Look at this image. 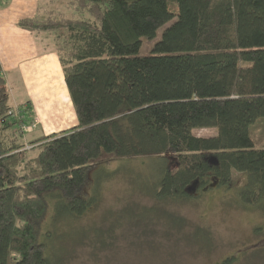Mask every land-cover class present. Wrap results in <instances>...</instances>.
Returning <instances> with one entry per match:
<instances>
[{
    "label": "trees",
    "instance_id": "1",
    "mask_svg": "<svg viewBox=\"0 0 264 264\" xmlns=\"http://www.w3.org/2000/svg\"><path fill=\"white\" fill-rule=\"evenodd\" d=\"M56 1L19 26L57 53L78 124L26 138L0 63V264H59L56 244L74 226L58 234V224L98 205L90 173L120 158L161 162L156 189L143 191L160 203L150 210L226 188L237 193L232 205L264 216V148L249 133L264 118V0H68L49 9ZM96 8L94 21L65 15ZM166 25L141 55L143 38ZM200 128L217 135L195 136ZM168 217L182 232L185 220Z\"/></svg>",
    "mask_w": 264,
    "mask_h": 264
},
{
    "label": "rangeland",
    "instance_id": "2",
    "mask_svg": "<svg viewBox=\"0 0 264 264\" xmlns=\"http://www.w3.org/2000/svg\"><path fill=\"white\" fill-rule=\"evenodd\" d=\"M49 1L40 0V3L46 7ZM67 1L57 0L49 9H62ZM99 13L98 8L80 13L65 11L66 17L92 21L98 19ZM166 27L158 29L152 40L143 38L141 55L152 53ZM59 103L66 114L63 99ZM12 105L19 111L14 98ZM249 133L256 146L264 148V118L258 119ZM28 134L29 131L26 132L29 139ZM193 134L214 137L217 129H195ZM160 165L154 158H120L91 171L88 193L97 197L98 205L70 225L58 224V234H67L74 226L71 234L56 244L59 264H222L233 254H238L235 264H264V216L232 205L238 201L235 189H213L190 200L148 209L160 204L143 192L156 189L162 176ZM233 178L239 181L240 174L233 172ZM169 214L185 220L182 232L171 229ZM51 222L50 214L47 227L53 228ZM258 228L262 229L261 234L257 233ZM143 231L148 234L142 235ZM77 239L83 240L75 245L65 242ZM99 241L101 245L111 241L112 245L105 250L97 249L92 242Z\"/></svg>",
    "mask_w": 264,
    "mask_h": 264
},
{
    "label": "crops",
    "instance_id": "3",
    "mask_svg": "<svg viewBox=\"0 0 264 264\" xmlns=\"http://www.w3.org/2000/svg\"><path fill=\"white\" fill-rule=\"evenodd\" d=\"M39 4L40 0H1L0 6L2 73L11 103L14 98L25 125H30V138L57 133L78 124L57 53L40 49L35 34L19 26L21 20L36 15ZM62 99L67 106L66 114L60 108Z\"/></svg>",
    "mask_w": 264,
    "mask_h": 264
},
{
    "label": "built area",
    "instance_id": "4",
    "mask_svg": "<svg viewBox=\"0 0 264 264\" xmlns=\"http://www.w3.org/2000/svg\"><path fill=\"white\" fill-rule=\"evenodd\" d=\"M29 129H30V127L28 125H25V124L22 125L23 132L24 131L27 132Z\"/></svg>",
    "mask_w": 264,
    "mask_h": 264
},
{
    "label": "water",
    "instance_id": "5",
    "mask_svg": "<svg viewBox=\"0 0 264 264\" xmlns=\"http://www.w3.org/2000/svg\"><path fill=\"white\" fill-rule=\"evenodd\" d=\"M189 190H192L191 188H189Z\"/></svg>",
    "mask_w": 264,
    "mask_h": 264
}]
</instances>
